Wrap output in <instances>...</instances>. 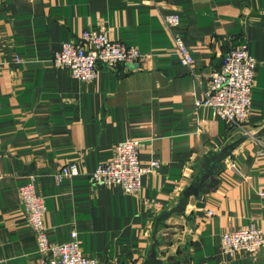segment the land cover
I'll return each mask as SVG.
<instances>
[{
  "label": "crops",
  "instance_id": "0c3cea01",
  "mask_svg": "<svg viewBox=\"0 0 264 264\" xmlns=\"http://www.w3.org/2000/svg\"><path fill=\"white\" fill-rule=\"evenodd\" d=\"M168 13L180 15L173 31L190 48L192 69L163 20ZM101 28L137 45L143 59L101 66L89 81L54 66L65 41ZM242 43L257 59L246 130L195 104L224 54ZM129 137L141 139L143 162H161L143 176L141 192L92 184L90 172ZM223 149L225 159L211 164L223 165L218 174L199 171L205 153ZM73 160L80 173L58 182L55 172ZM198 174L212 186L205 206L191 194L185 212L156 230ZM32 177L50 240L64 242L76 229L98 264H146L152 255L178 264H264V246L228 254L219 245L227 230L264 228V0H0V264H44L19 193ZM192 211L204 213L188 220Z\"/></svg>",
  "mask_w": 264,
  "mask_h": 264
},
{
  "label": "built area",
  "instance_id": "2783aa9c",
  "mask_svg": "<svg viewBox=\"0 0 264 264\" xmlns=\"http://www.w3.org/2000/svg\"><path fill=\"white\" fill-rule=\"evenodd\" d=\"M163 20L173 33L176 49L181 61L192 69L194 62L190 48L184 39L173 29L180 23L178 13H168ZM76 41H65L53 58L58 69H67L74 77L89 81L98 77L101 66L115 69L117 64H133L143 59V53L137 45L113 39L105 28L86 29ZM20 60L16 56L15 61ZM256 57L246 43L229 49L219 69L211 75L209 88L195 104L212 107L214 113L224 120L245 129L252 110V93L255 83ZM246 130V129H245ZM141 139L129 137L114 145L112 156L101 162L92 172L90 180L95 186L119 185L125 192L138 193L143 188V176L157 171L161 166L159 159L143 162L140 157ZM81 163L73 160L55 172V178L61 182L67 177L78 175ZM247 180L251 174H245ZM19 188L22 209L28 223L33 228L37 250L44 264H98L95 257L86 254L76 229H72L69 239L64 242H52L46 223L47 206L44 197L38 193L34 177ZM264 196V187L260 190ZM212 213V211H210ZM220 249L223 253L245 251L256 254L264 246V228L256 224L227 230L220 236Z\"/></svg>",
  "mask_w": 264,
  "mask_h": 264
},
{
  "label": "water",
  "instance_id": "95a60500",
  "mask_svg": "<svg viewBox=\"0 0 264 264\" xmlns=\"http://www.w3.org/2000/svg\"><path fill=\"white\" fill-rule=\"evenodd\" d=\"M225 157H226L225 149H223L220 152H217L214 150L208 151L202 157V160L199 164V171L201 168L202 171H204L206 173L211 171L212 173L218 174L222 170L223 165L221 164L218 167H216L215 169H211V164H212V162H215V161H222L225 159ZM202 178H203V175L198 174L196 176L195 180L192 182L191 188L187 189L186 194L181 197V199L179 200V203L176 206L172 207L170 210L164 211L163 213H161L158 216V218L156 220V225H155L156 230L158 229V226L160 225V223L164 222V220H166L172 213H174V212L184 213L185 212L187 205L190 203V195L191 194H194V196L197 200V202H196L197 207H204L205 206V202L203 200V195L205 193L209 192L212 186L208 182H204V181L202 182ZM203 213H204V211H192L190 213V216H187V219L191 220V217L193 215H196V214L201 215ZM157 245H158V242H155L153 245L154 248ZM146 264H178V263L176 261L161 260V259L157 258L156 255H152L147 259Z\"/></svg>",
  "mask_w": 264,
  "mask_h": 264
}]
</instances>
